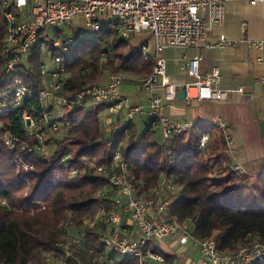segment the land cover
Here are the masks:
<instances>
[{"label": "trees", "instance_id": "1", "mask_svg": "<svg viewBox=\"0 0 264 264\" xmlns=\"http://www.w3.org/2000/svg\"><path fill=\"white\" fill-rule=\"evenodd\" d=\"M2 3L0 49L7 30ZM94 35L91 42L83 38L63 54L66 79L60 95L74 98L86 85L100 84L106 74H128L141 80L152 73L153 64L144 60L141 48H132L133 35L124 38L105 24ZM44 57L38 43L19 64L22 72L18 75L27 86L46 87L50 76L41 72ZM14 87V81H4L0 56V99L10 103L0 107V197L5 199L0 204V264H44L52 253L64 256L66 247L72 251L66 264H139L101 244L106 225L97 215L118 210L111 197L101 194L110 181L99 167L109 165L114 152L106 142L109 134L101 119L104 107H75L59 117L33 94L13 108ZM46 109L59 128L46 129L41 144L25 128L22 116L27 111L39 117ZM128 125L130 132L120 131L114 149L121 150L133 172L137 197L170 200L163 217L187 221L198 238L214 236L223 253L237 254L255 241L264 243V170L248 182L249 174L224 166L227 142L221 130L195 124L189 131L164 139L160 130L141 132L134 121ZM62 129L63 136H57ZM204 132H209L210 140L201 152ZM7 137L13 138V149L5 142ZM28 143L33 151L23 149ZM37 145L44 150L36 149ZM25 164L32 168L25 171ZM71 171L75 174L69 178ZM163 174L172 178L177 190L156 195ZM154 242L149 247L171 264L174 257Z\"/></svg>", "mask_w": 264, "mask_h": 264}, {"label": "built area", "instance_id": "2", "mask_svg": "<svg viewBox=\"0 0 264 264\" xmlns=\"http://www.w3.org/2000/svg\"><path fill=\"white\" fill-rule=\"evenodd\" d=\"M255 5L264 0H246ZM5 11L6 35L0 49V56L4 60V81H14L13 108L21 106L27 96L37 94L45 106H51L56 115L63 117L67 111L75 107L96 105L104 107L101 113L102 123L108 132L106 139L109 149H113L112 162L102 165L99 171L103 172L110 181V186L101 194L111 197L118 210L108 214L100 212L97 218L106 225L105 235L101 244L107 249L116 252L121 257L136 260L139 264H148L149 261L164 263V256L149 247L153 241L162 242L175 237L182 244L190 242L199 247L202 260L206 264H261L264 262V243L255 241L251 246H243L237 254L223 253L219 250L214 236L198 238L191 231V225L180 222L174 217H163L170 200L157 202L156 198L137 197L138 189L133 172L125 161L120 149H114L116 137L123 130L130 132L128 123L136 116L146 114L149 120L148 130H160L164 139L181 132L189 131L195 123L191 121H173L160 113L167 102L177 98L178 86L173 83L167 73V62L163 52L168 48H188L200 43L208 44V35L213 26L223 24L226 18L223 0H2ZM82 16L85 27L93 34L101 30L103 24L108 28H115L118 33L128 38L131 35L150 33L154 42V51L147 52L149 40L141 50L144 60L153 64L152 73L141 79L140 87L149 93L148 105H134L122 91L124 76L112 74L107 84L86 85L77 92L74 98H66L60 93L66 79V69L62 64L63 54L73 45L80 44L84 38L83 29L74 27V18ZM68 29V30H66ZM42 44L45 53L52 58L55 68H48L43 60L41 72L49 75L50 79L44 89L27 86L22 76L19 64L27 57L36 44ZM50 44V47L47 46ZM232 41L226 36H220L209 43L210 47L223 48L231 45ZM259 48L262 42H256ZM109 50V48H106ZM105 52H102L104 55ZM201 56L187 58L182 66L192 78L184 85L185 99L193 101H226L228 92L218 84L222 78L219 67L201 76L199 63ZM215 85V86H214ZM158 89L161 91L158 92ZM243 93V87L237 89ZM10 105L7 98L0 99V107ZM125 114L124 122L120 113ZM103 113H106L104 116ZM23 122L30 135L41 144L46 137V129L56 131L59 128L57 120L51 118L47 109L41 116H35L27 111L23 112ZM214 127L221 130L227 142V151L223 155V162L232 172L245 173L242 164L235 161L233 155L234 139L229 131V124L222 118L218 119ZM210 140L209 132L201 137L199 150L205 152ZM6 144L14 148L13 138L7 137ZM23 149L33 151V146L25 144ZM38 150L44 146L37 145ZM32 165L25 164L27 171ZM71 171L69 178L74 177ZM111 189H115L116 195ZM177 190L172 178L163 174L157 186L156 195L174 192ZM99 194V195H101ZM5 199L0 197V204ZM79 242L78 239H76ZM92 252V251H91ZM72 251L66 247L64 256L49 255V261L44 264H66Z\"/></svg>", "mask_w": 264, "mask_h": 264}, {"label": "crops", "instance_id": "3", "mask_svg": "<svg viewBox=\"0 0 264 264\" xmlns=\"http://www.w3.org/2000/svg\"><path fill=\"white\" fill-rule=\"evenodd\" d=\"M223 1L226 10L225 21L213 26L208 35V44L168 48L163 52V56L167 62V73L171 81L178 86V92L184 90L185 83L192 79L186 70L182 69L187 58L201 56L200 75L204 76L214 67H219L222 78L218 86L228 92V99L187 102L185 98L177 97L174 101L165 103L160 113L173 121H191L206 126H214L218 119H224L229 124V131L234 139L235 161L242 164L246 173L254 180L256 174L264 170V166H257V163L264 159L261 130V122H264V3L252 5L246 0ZM222 35L231 40L232 44L223 48L209 46L210 42ZM256 42H262L263 47L252 45ZM101 81L100 84H107L110 75H104ZM128 81L131 84L127 89L122 88L123 93L134 105H148L149 93L140 87L141 80L134 78ZM240 86L243 87V93L237 91ZM160 91L161 89H158V92ZM120 117L124 122L123 112ZM246 117L249 120L246 121ZM148 120L146 114H140L136 116L134 123L144 132ZM244 120L246 123L243 124ZM111 191L116 195L115 189ZM157 242L154 243L164 253L174 257L171 264H206L202 260L199 247L192 242L182 245L175 237L158 244ZM152 249L155 250L153 247Z\"/></svg>", "mask_w": 264, "mask_h": 264}, {"label": "rangeland", "instance_id": "4", "mask_svg": "<svg viewBox=\"0 0 264 264\" xmlns=\"http://www.w3.org/2000/svg\"><path fill=\"white\" fill-rule=\"evenodd\" d=\"M73 24H74V27L76 28V30H80V29H83V31H82V36L84 37V39L86 40V41H88V42H91L93 39H94V34H93V32H91L90 31V29H88V28H86L85 27V20H84V18L82 17V16H79V17H75L74 18V22H73ZM66 30H68V29H66ZM152 37H151V34L150 33H141V34H137V35H133L131 38H130V44H131V46H132V48L133 49H140V48H142V46H143V44L146 42V41H148L149 39H150V43H149V45H148V48H147V52H149V51H154V42H153V40L151 39ZM44 49L46 50V47H44ZM44 61H45V63H46V66L48 67V68H55V63H54V61L52 60V58L50 57V56H48L46 53H45V57H44V59H43ZM118 74V73H117ZM120 75H121V73H119ZM106 75H108L109 76V74H106ZM112 74H110V76H111ZM104 76V75H103ZM124 76V79H126V80H124L123 81V83H122V88L123 89H127L128 87H129V84H131L130 83V81H128L127 79H134V78H136L137 79V77L136 76H133V75H128V74H126V75H123ZM96 84V83H95ZM246 121L247 120H249V118L248 117H246V119H245ZM245 120H244V122H243V124L244 123H246L245 122ZM64 132H65V130L64 129H62L61 130V132L60 133H58V134H56L57 136H59V137H61V136H63V134H64ZM56 132H53V134H55ZM6 142V141H5ZM254 149V148H253ZM224 166H225V164H224ZM257 166L260 168L261 166H264V159L261 161V162H258L257 163ZM244 167V166H243ZM246 173V172H245ZM248 174V173H247ZM248 178L249 179H246L248 182H252V180H253V178H252V176L251 175H248ZM251 178H252V180H251ZM253 181H255V179L253 180ZM73 233V235H76L77 237H79L80 238V236L77 234V233H74V232H72ZM158 243V242H157Z\"/></svg>", "mask_w": 264, "mask_h": 264}, {"label": "water", "instance_id": "5", "mask_svg": "<svg viewBox=\"0 0 264 264\" xmlns=\"http://www.w3.org/2000/svg\"><path fill=\"white\" fill-rule=\"evenodd\" d=\"M185 90H181L177 93V97L179 98H185ZM261 130L263 135V142H264V122H261Z\"/></svg>", "mask_w": 264, "mask_h": 264}]
</instances>
